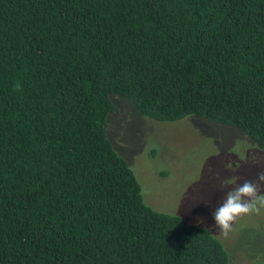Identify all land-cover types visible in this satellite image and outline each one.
<instances>
[{
    "label": "trees",
    "instance_id": "16d2710c",
    "mask_svg": "<svg viewBox=\"0 0 264 264\" xmlns=\"http://www.w3.org/2000/svg\"><path fill=\"white\" fill-rule=\"evenodd\" d=\"M112 96L264 155V0H0V264H227L144 202L106 134Z\"/></svg>",
    "mask_w": 264,
    "mask_h": 264
},
{
    "label": "rangeland",
    "instance_id": "374dc122",
    "mask_svg": "<svg viewBox=\"0 0 264 264\" xmlns=\"http://www.w3.org/2000/svg\"><path fill=\"white\" fill-rule=\"evenodd\" d=\"M111 101L106 134L133 170L144 202L204 226L222 242L227 264H264V209L239 217L227 238L213 219L227 191L264 170V155L251 139L230 125L193 116L153 120L126 98Z\"/></svg>",
    "mask_w": 264,
    "mask_h": 264
},
{
    "label": "clouds",
    "instance_id": "9594fccd",
    "mask_svg": "<svg viewBox=\"0 0 264 264\" xmlns=\"http://www.w3.org/2000/svg\"><path fill=\"white\" fill-rule=\"evenodd\" d=\"M231 170V169H229ZM219 178V174H216ZM225 182L221 181V187ZM264 170L258 173L255 180H244L242 184H236L225 193L223 203L213 213L215 226L219 233L227 238L232 231V224L241 216L258 214L264 209Z\"/></svg>",
    "mask_w": 264,
    "mask_h": 264
}]
</instances>
